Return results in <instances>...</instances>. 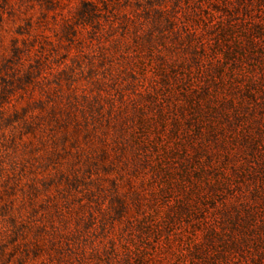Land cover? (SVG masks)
Instances as JSON below:
<instances>
[{
    "label": "rangeland",
    "instance_id": "1",
    "mask_svg": "<svg viewBox=\"0 0 264 264\" xmlns=\"http://www.w3.org/2000/svg\"><path fill=\"white\" fill-rule=\"evenodd\" d=\"M261 20L264 0H0V264H179L206 237L157 225L178 204L200 222L247 193L249 117L224 110L206 175L180 146L158 176V113L185 101L195 51ZM257 61L244 66L261 88Z\"/></svg>",
    "mask_w": 264,
    "mask_h": 264
},
{
    "label": "trees",
    "instance_id": "2",
    "mask_svg": "<svg viewBox=\"0 0 264 264\" xmlns=\"http://www.w3.org/2000/svg\"><path fill=\"white\" fill-rule=\"evenodd\" d=\"M245 23L240 31H235L234 24L230 25L231 29L222 28L216 36L219 49L212 54L195 51L191 56L194 66L181 65V70L187 73L182 79L190 86L185 90V101L179 105L174 102L170 111L163 107L158 113L162 127L157 135V153L161 157L157 163L158 176L179 162L175 152L180 146L185 153L180 162L187 164L193 160L200 167L198 177L206 175L213 169L215 160L208 142L224 146L222 139L226 134L221 123L227 118L224 110L230 111L235 121L241 120V112L249 117L242 134L252 158L241 174L245 176L247 193L224 199L218 212H202L200 222L195 221L197 211H191L185 203L178 204L157 225L159 237L167 228L175 230L176 237H182L183 228L188 225L192 227L189 234L197 237L200 231L206 237L182 251L179 264H264V87H257L254 73L247 72L244 66L255 58L264 68V20ZM179 73L174 70L175 80L179 79ZM166 80L169 86L167 77ZM219 89L223 90L222 103ZM229 118L230 125L234 122ZM160 148L164 150L161 152ZM204 156L206 162L202 161ZM188 182H192L191 175H183L181 183L194 192Z\"/></svg>",
    "mask_w": 264,
    "mask_h": 264
}]
</instances>
